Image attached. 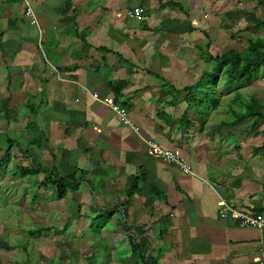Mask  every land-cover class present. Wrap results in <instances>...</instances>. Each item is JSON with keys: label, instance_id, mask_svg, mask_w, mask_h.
I'll return each mask as SVG.
<instances>
[{"label": "crops", "instance_id": "0c3cea01", "mask_svg": "<svg viewBox=\"0 0 264 264\" xmlns=\"http://www.w3.org/2000/svg\"><path fill=\"white\" fill-rule=\"evenodd\" d=\"M26 1L36 27L24 20L21 0H0V110L13 106L11 92L21 93L20 105L28 102L33 108L24 120L38 131H22L30 137L25 144L38 137L36 157L46 155V164L38 163L34 144L25 147L33 164L54 166L60 175L78 176L76 186H89L91 207L83 213H97L95 219L101 210L112 209L105 228L110 227L115 243L91 245L81 235L77 239L84 245L77 243L73 252L82 251V262L60 254L59 263L150 264L147 257L154 264H257L264 228H239L220 219L216 202L264 217V155L251 154L264 141V118L250 121L242 136L238 130L252 119L222 125L221 103L230 97L221 96L218 85L217 106L206 114L186 110L183 100L184 90L210 71L192 48L203 42L198 31L206 26L203 3L219 0H180L182 11L159 7L157 0ZM166 1L179 2L160 3ZM136 6L144 20L126 15ZM69 16L81 40L73 35ZM83 41L87 47L82 48ZM120 81L128 84L113 95L109 85ZM104 99L126 109L138 135L120 124ZM147 142L179 154L190 174L152 157ZM133 176L142 181L126 199ZM117 211L121 217L113 220ZM33 220L31 215L29 224ZM130 233L146 243L141 260L131 253ZM114 249L121 252L116 260ZM105 252L109 258L103 261ZM8 254L0 253V264L28 261Z\"/></svg>", "mask_w": 264, "mask_h": 264}, {"label": "rangeland", "instance_id": "374dc122", "mask_svg": "<svg viewBox=\"0 0 264 264\" xmlns=\"http://www.w3.org/2000/svg\"><path fill=\"white\" fill-rule=\"evenodd\" d=\"M257 2L258 0H219L203 3L205 4L202 9L203 14H207L205 20L206 26L202 24L201 29L198 31L202 30L207 34L211 42L207 51L210 55L213 56L219 51L229 48L240 49L241 45L245 42L244 39L250 38L254 33L260 36L264 35V31L253 30V27L245 22V18L249 14H253L257 18L263 17V10L258 6ZM179 3L181 4L180 0ZM207 8H209V13H207ZM233 9L235 12H231ZM200 38L203 40L201 35ZM232 39L240 41L237 42ZM204 42L203 40L202 44ZM253 78L258 79V82L247 83L246 81H241L225 85L221 80L218 84L220 87L219 93L221 92V96L226 98L233 96V98L239 99V97H246L247 93L250 96L251 92H253L263 104L260 106L262 108L264 107V78L262 76H253L251 80H254ZM3 94L4 92L0 91V98H3ZM15 95L11 92L10 102L13 106H8L7 110H0V146L5 136L15 138L18 146L23 148L26 140L30 137L27 133H22L21 126L26 116L30 113L21 109L22 94ZM223 105L225 106L224 102L221 103V106ZM193 106L195 107L194 104ZM233 108L235 111H238L235 107ZM2 113L9 119L8 123L2 122ZM250 121L253 120H246L243 123L244 126L242 125L244 129L238 130L242 133V136L249 132V130H245L248 126V128L252 127L253 123L250 125ZM248 141L252 144L251 139ZM34 147V154H36L38 151ZM11 153L13 158L8 168L9 166H25L28 164V160H24L21 157L15 146L11 147ZM36 156L38 157L39 155H35L38 163L46 164L43 160V157L46 156L45 154H41L39 158ZM6 170L8 169H0L2 171L0 174V253L7 255L8 252L9 259L14 260L25 257V260H28L31 264H49V261L51 262L50 264H60V254H64L65 256L69 254L71 258L76 256L77 263H81L82 258L79 257V253H82V251H75V254L73 252L77 248V243L84 245L85 240L80 241L77 239L81 235L88 236L87 240L91 245L96 241L98 244L108 243V245H113L115 243L109 237L111 236L110 233L108 234V231H110V227H108L110 225L108 220L111 219L110 214L108 216V214H103L104 212L100 211L98 212L99 217L94 219L97 213L88 214L82 211L83 208L89 209L91 207V202L89 201L90 195L88 194L90 190L89 186L78 184L73 190H67L63 199L57 201L53 198V189L49 187L38 188L36 186L37 181L43 177V174L26 176L22 179L10 178ZM76 180H78V176L75 177ZM77 182L79 183V181ZM79 207L81 208L80 214L77 210ZM59 210L63 212L59 213ZM113 214V220L120 219L119 211ZM31 215L34 216V220L29 224L28 221ZM107 224L108 229L105 228ZM50 225L54 226L51 227L55 230L54 232L40 234L37 238H27L25 234L28 231L27 229ZM6 226V231H4ZM64 226L66 227L63 229ZM102 237L108 238L107 242H103ZM69 248L71 251H69ZM86 253L83 251V255ZM113 253H115L112 254L114 260L121 256V252L115 249ZM101 258H103V261L107 260L109 258L108 252L101 254ZM28 261L25 262L28 263ZM98 261L102 262V260ZM64 264H70V262H65ZM97 264L99 263L97 262Z\"/></svg>", "mask_w": 264, "mask_h": 264}, {"label": "trees", "instance_id": "16d2710c", "mask_svg": "<svg viewBox=\"0 0 264 264\" xmlns=\"http://www.w3.org/2000/svg\"><path fill=\"white\" fill-rule=\"evenodd\" d=\"M159 2V7L163 6H173L178 11H182L179 2L176 1H166L163 4ZM258 6H260L263 10V17L257 18L253 14H249L245 18V22L250 24L253 27V30L256 31H264V0H258ZM235 12V10H231V12ZM73 18L72 16L68 17V21L72 25L73 30H75V26H73ZM199 34L205 41L202 46H195L192 50L197 54L199 59L204 63H208L211 65L209 72H203L199 77L198 81L194 86L185 89V93L183 94V100L186 103V110H191L194 108V112L198 114H206L207 109H213L217 106V93L216 86L221 82H224L225 85L238 83L241 81H246L247 83H251L253 81H257L258 79L251 80V77L262 76L264 78V35L260 36L257 33H254L250 38H245L244 43L241 45L240 49L238 48H229L223 51H219L215 55H210L207 51L211 42L209 41L207 34L204 31H199ZM81 40V36L76 33L74 34ZM240 38V37H238ZM239 42L238 39H232ZM86 46V43H82L83 46ZM105 53V52H104ZM101 57L103 60L104 57ZM246 83V84H247ZM126 81H120L118 83H114L109 85V89L111 90L113 95H119L120 91L123 87L127 86ZM223 84V85H224ZM222 87V86H221ZM195 105V107L193 106ZM262 103L257 97L253 95H247L246 97H239V99H235L230 97L228 99L227 104H225V108L222 112L224 115L221 124L224 126H233L235 124H239L246 119H252L253 122H257L258 120H262L264 118V107H260ZM238 109L235 111L234 108ZM9 107H7L8 109ZM22 109L32 111L33 108L31 104L25 102L21 106ZM4 122L8 123V118L6 115L4 116ZM184 117V113L182 115ZM186 118V117H185ZM23 131L38 133L37 127L33 122H26L21 126ZM5 135V134H4ZM259 134H254L253 137L258 136ZM35 144V148H40V139L38 137L32 139L28 144H24L23 148L18 146L15 138L5 137L3 138L2 147L0 146V169L5 168L10 176V178H25L26 176H37L38 174H43V177L37 181V187H49L53 189L52 195L53 198L57 201L63 199L67 190H73L76 187V182L74 180L73 174L69 175H60L57 173L55 167H44L40 164L35 165L29 158L28 150L26 148ZM15 146L24 160H28L27 166H9L13 156L11 153V147ZM26 147V148H25ZM252 155H264V141L260 143L256 148H252ZM31 161V162H29ZM2 171H0V174ZM139 180L142 181L140 176H133L130 178V185L128 190L126 191V199L130 198L136 191ZM104 212L103 214H109L112 212L111 210H101ZM99 217V215H97ZM66 226L63 227V229ZM54 231L53 228L47 227H37L30 229L26 232L29 237L38 236L40 234H47ZM126 239L130 243L131 253L136 255L140 260L143 259V255L145 253V241L136 240L134 237V233H130L129 236H126ZM145 262H150V264H154L156 260H150L147 257L144 259Z\"/></svg>", "mask_w": 264, "mask_h": 264}, {"label": "built area", "instance_id": "2783aa9c", "mask_svg": "<svg viewBox=\"0 0 264 264\" xmlns=\"http://www.w3.org/2000/svg\"><path fill=\"white\" fill-rule=\"evenodd\" d=\"M23 4V18L28 25L36 27V20L30 5L26 0H21ZM126 15L129 18L141 21L145 19L143 9L136 6L130 9ZM95 97V95H92ZM102 103L112 111L118 118L120 124L127 128V130L135 135H138V129L136 125L132 123L127 115L126 109L122 106L115 104L112 100L104 99ZM148 153L159 160L162 164L170 165L178 169L183 174H190L189 167L185 163L184 159L177 153L160 148L152 142H147ZM217 216L220 219H227L233 221L239 228L261 230L264 228V217L259 213L247 212L240 209H234L227 205L223 200L216 202ZM257 264H264V251L259 252L257 258Z\"/></svg>", "mask_w": 264, "mask_h": 264}]
</instances>
